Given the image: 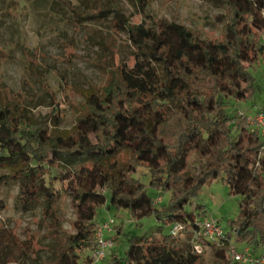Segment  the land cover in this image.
<instances>
[{
	"label": "trees",
	"instance_id": "1",
	"mask_svg": "<svg viewBox=\"0 0 264 264\" xmlns=\"http://www.w3.org/2000/svg\"><path fill=\"white\" fill-rule=\"evenodd\" d=\"M213 1L222 27L220 37L212 39L157 18L148 0H138L142 19L132 23L116 2L112 25L127 33L131 57L86 93L68 129L49 130L24 106L0 104V169L12 170L19 183L15 207L29 210L41 203L52 217L55 204L71 195L74 231L56 222V256L49 264H82V249L94 251L95 218L107 202L106 188L113 207L129 209L138 219L154 214L185 230L179 235L170 230L158 239L131 236L125 254L108 253L104 264H200L192 236L206 218L200 217L202 205L194 210L187 205L204 184L217 179L241 196L240 212L230 222L238 229L233 237L262 249L257 255L246 247L250 256L264 258V131L250 126L245 113H229L233 103L255 90L250 69L264 54V0ZM6 8L21 15L27 9L42 13V28L60 32L57 22L80 28L83 20L104 19L106 11L103 4L92 13L79 10L70 0H10ZM192 152L199 171L188 170ZM140 168L149 172L148 184L135 176ZM7 177L0 175V186ZM149 188L169 193L167 203L156 202L160 196H152ZM5 208L1 200L0 209ZM183 235L186 239L178 238ZM203 241L219 264H249L231 262L226 247ZM0 255L6 264H18L30 252L21 249L15 259L8 249ZM83 262L94 264L93 254Z\"/></svg>",
	"mask_w": 264,
	"mask_h": 264
},
{
	"label": "rangeland",
	"instance_id": "2",
	"mask_svg": "<svg viewBox=\"0 0 264 264\" xmlns=\"http://www.w3.org/2000/svg\"><path fill=\"white\" fill-rule=\"evenodd\" d=\"M9 1L0 0V104L24 106L28 116L49 130L57 126L61 130L68 129L73 125L86 93L95 91L110 77L112 67L131 57L127 33L119 32L112 25L113 5L119 3L125 16L132 23H139L142 19L139 2L70 0L77 9H87L91 13L103 4L105 18L83 20L85 25L80 28H75L72 23L57 22L62 30L60 32L42 28L46 19L42 13L30 9L22 15L13 9L9 11L6 8ZM148 2L150 12L157 18L183 23L205 38L220 37L222 24L217 15L221 10L213 0ZM250 71L255 78V90L246 100L233 103L229 107L231 114L239 112L254 116L264 108V54ZM201 168L192 152L188 170L195 172ZM0 175L8 176V183L0 186V201L6 202V208L0 209V254L8 249L10 257L16 258L21 249L27 250L30 255L18 264H49L56 256L53 229L56 222L59 221L67 231H74L76 216L71 195L62 196L55 204L53 208L56 212L52 217L43 211L41 203H35L29 210H21L14 203L19 183L14 179L12 170L1 168ZM135 176L146 184L150 181L149 172L145 168L138 169ZM105 191L107 202L99 206L95 221L96 225H103L114 220L113 230L104 232V236L113 242L107 254L114 251L124 255L131 236L146 234L158 239L162 234L170 233L171 224L158 220L154 214L138 219L129 209L113 207L110 205V190L106 188ZM149 193L155 198L160 196L156 199L162 201L160 205H165L170 196L167 192L159 193L152 188H149ZM240 200V195L231 193L229 186L222 179H217L204 184L187 209L194 210L197 205H202L204 215L200 216L201 219H213L226 232H231L230 222L240 212ZM178 238L186 239L185 235ZM232 240L241 252L246 247L257 255L262 252V249L255 250L237 242L235 237ZM198 252L201 255L200 264L220 263L206 241L202 242ZM90 254L93 251L82 249V264L84 257ZM6 263L0 258V264ZM104 263L105 259L94 264Z\"/></svg>",
	"mask_w": 264,
	"mask_h": 264
},
{
	"label": "built area",
	"instance_id": "3",
	"mask_svg": "<svg viewBox=\"0 0 264 264\" xmlns=\"http://www.w3.org/2000/svg\"><path fill=\"white\" fill-rule=\"evenodd\" d=\"M262 39L264 41V33L262 34ZM249 125L253 128H260L264 131V108L260 112L256 113L254 116L248 117ZM160 202V200H156ZM114 220L104 223L103 225H96L95 228V242L96 246L93 251V257L95 262L101 261L106 257L107 250L113 246V242L104 236L105 231H112V225ZM185 226L181 223H173L171 227V233L174 235L183 234ZM238 229L232 230V234L229 236L228 233L221 227L217 221L213 219L206 218L201 224L200 228L196 230L192 236V240L195 242V249L199 251L201 245L198 241L209 240L211 242H216L220 246H226L227 253L229 254L231 262H244L249 264H264L263 257L250 256L248 254V248L244 252L237 249L235 243L232 240L233 235L236 236Z\"/></svg>",
	"mask_w": 264,
	"mask_h": 264
}]
</instances>
